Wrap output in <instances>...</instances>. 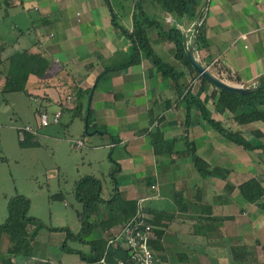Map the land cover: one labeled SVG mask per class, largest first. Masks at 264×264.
<instances>
[{
  "label": "crops",
  "instance_id": "obj_1",
  "mask_svg": "<svg viewBox=\"0 0 264 264\" xmlns=\"http://www.w3.org/2000/svg\"><path fill=\"white\" fill-rule=\"evenodd\" d=\"M138 2L145 17L161 26L148 27L145 37L162 64L146 57L130 36ZM26 7L36 15L28 28L33 43L16 25V39L5 42L0 26L3 59L28 49L50 62L44 76L29 77L23 94L32 105L40 99L42 110L61 107L63 115L79 117L86 132L93 130L92 141L112 151L110 159L121 169L113 179L120 197L164 214L154 225L155 235H162V257L168 262L173 254L182 264H264V209L240 191L250 179L264 181V151H245L194 110L187 128L185 95L207 100L214 119L247 139L254 138L251 130L264 133V124L240 126L231 112L216 110V87L178 59L164 34L175 25L172 15L152 0H0V23ZM205 18L210 46L196 52L205 67L226 72L232 85L264 74V0H210ZM196 23H177L189 45ZM167 67L180 74L178 83ZM67 95L75 97L73 106ZM193 153L207 175L197 171Z\"/></svg>",
  "mask_w": 264,
  "mask_h": 264
},
{
  "label": "rangeland",
  "instance_id": "obj_2",
  "mask_svg": "<svg viewBox=\"0 0 264 264\" xmlns=\"http://www.w3.org/2000/svg\"><path fill=\"white\" fill-rule=\"evenodd\" d=\"M28 8L13 10L16 15L6 19L4 24L0 23L5 29V42L12 43L16 39L17 34L12 31L16 25L27 34L25 41L33 43L35 34L28 28L32 26V19L36 15ZM0 69V225L10 217L11 207L22 210L24 205L22 206L21 199L26 198L30 203L28 216L36 218L47 227L38 232L32 248L26 252L33 259L27 262L14 258V262L37 264L40 260H51L57 264H79V254L62 249L66 234L50 229L68 228L75 234L79 233L82 223L78 214L83 211L84 203L78 197L89 195L91 209L99 216L92 215L97 228L87 240L94 239L99 243L119 235V226L105 232L100 225L101 221L108 219L110 213L117 209L118 203L110 205L96 202L98 199H95L100 193L103 201H109L116 194L113 192L116 166L110 159L112 151L99 147L97 140L92 141L91 138L95 135L93 130L86 132V123L79 120V117L71 118L69 114H64L59 124L40 128L38 113L44 108L43 103L32 101L37 107L36 113L25 93L3 94L1 88L7 65ZM18 98L21 100L19 103L16 100ZM74 103L75 101L70 104L66 102L68 106ZM27 126L38 129V134L34 135L38 145L21 141L19 129ZM79 139L86 141L81 150L75 148ZM87 177H93L99 182L88 181L79 186V182ZM67 248L82 253L90 252V245L79 241H68ZM171 256V261H166L168 264H182L177 256Z\"/></svg>",
  "mask_w": 264,
  "mask_h": 264
},
{
  "label": "trees",
  "instance_id": "obj_3",
  "mask_svg": "<svg viewBox=\"0 0 264 264\" xmlns=\"http://www.w3.org/2000/svg\"><path fill=\"white\" fill-rule=\"evenodd\" d=\"M159 3L169 14L172 15L175 25L165 32L171 41H173L178 49V59L185 63L196 75H198L204 84L210 85V83L204 79L199 73L193 69L189 60L186 57L184 45H183V34L178 29L179 25L177 23H182L184 18L191 21L197 22L199 15L202 11L204 0H152ZM137 10L140 12L135 17V28L134 32L130 35L132 40L138 47L143 51L146 57L152 58L155 63L162 64V61L154 53L153 49L150 47L148 40L146 39V30L150 26H157L161 29V26L157 21H153L148 17H145L142 3H137ZM204 15L200 28L198 31V43L196 45V52L205 50L210 46V43L205 34V18ZM114 25L121 29L126 34L128 33L123 27L119 26L117 23ZM195 32V31H194ZM5 52V46L0 44V67H6L5 80L2 85L3 94L12 93H25L27 94V82L31 75L42 77L50 69V62L40 53L32 54L29 50H22L12 53L6 59H3V53ZM168 73L174 82L178 83L180 74L175 71L172 67H167ZM4 71V70H3ZM0 72L2 70L0 69ZM227 80H231L232 77L227 74ZM213 97H218L216 102V110L218 112L229 111L234 116V121L240 126H248L255 122H261L264 124V83L256 91L248 95L231 94L224 90L216 88V91L212 94ZM185 100L188 104L185 126L190 127L191 118L193 115V110L200 113L202 119L211 125L218 133L224 136L230 142L243 148L249 153H253L257 150L264 151V133L261 130H251V134L254 137L252 140L245 138L242 132H234L230 128H226L222 122L213 118V113L208 109V101L201 100L198 96L192 93H187L185 95ZM24 143H30L38 145V142L34 140V135L27 133ZM192 160L195 164L197 171L203 176L207 171V166L205 163L195 154L191 155ZM116 170L114 173H118L121 169L120 166L115 163ZM205 170V171H204ZM216 175V172H213ZM115 175V174H114ZM113 175V179H114ZM94 181L98 183L99 181L93 177L84 178L79 182L81 183ZM116 184V181H114ZM80 189V187H79ZM240 191L247 202L252 204H257L259 207L264 209V181L258 179H250L240 186ZM115 196L109 201H103L100 197V193L95 196L98 199L96 202H105L110 205L118 203L116 210L112 211L108 219L101 221L100 225L102 230L105 232L119 226L121 230L125 225L137 214L144 215L147 221L153 226L157 224L158 219H162L164 214L161 212H156L148 208H138L136 203L126 202L117 192L115 188ZM80 195V194H79ZM86 195V193H85ZM89 195L82 197L80 195L78 200L84 203V209L78 214L80 221L82 223V229L79 233L75 234L68 228L62 229H50L51 231L64 232L66 234V241L62 249L66 252L72 254H79L81 256V263L79 264H101L102 260H105L108 264H117L119 261H126L129 257L128 251L124 247V240L120 239L116 241V237L111 239L101 240L97 243V240L88 241L87 239L93 234L97 226L95 221H92V215L99 214L91 209V204ZM87 199V200H86ZM22 208L18 211L16 208L10 210V217L8 220L0 225V262L3 264H18L14 262V258H19V260L24 259L27 262L31 261L33 257L27 255V250L32 248V244L37 237L38 232L42 228H47L41 221L36 218L28 216V210L30 207L29 201L21 199ZM139 218L142 219V216ZM31 228H34L31 230ZM162 235L156 236L154 240L151 241L150 246L154 254L158 257H162L161 251L163 250V245L161 243ZM112 240L115 242L111 243ZM68 241H79L85 245H90L89 253H82L77 250L68 249ZM6 247V248H4ZM26 264V263H24ZM37 264H57L51 260H40Z\"/></svg>",
  "mask_w": 264,
  "mask_h": 264
},
{
  "label": "built area",
  "instance_id": "obj_4",
  "mask_svg": "<svg viewBox=\"0 0 264 264\" xmlns=\"http://www.w3.org/2000/svg\"><path fill=\"white\" fill-rule=\"evenodd\" d=\"M211 71V66L206 67ZM212 72V71H211ZM221 80L228 82L226 72L220 71L216 73ZM66 102L70 104L75 100V97L66 96ZM35 103H43L40 99L33 98ZM40 110L38 113L40 128L49 127L51 124H59L63 116V108H59L51 113ZM37 135L38 129L27 126L19 129V136L21 141L25 140L26 134ZM84 147V141L79 140L75 143L76 149ZM142 216V219L139 218ZM156 238L155 227L150 224L144 215L137 214L133 217L121 230L119 235L116 236V241L123 239L124 247L128 251L129 257L126 261H119L117 264H168L161 257L154 254L150 243ZM112 240L111 243L115 242ZM101 264H108L102 260Z\"/></svg>",
  "mask_w": 264,
  "mask_h": 264
},
{
  "label": "water",
  "instance_id": "obj_5",
  "mask_svg": "<svg viewBox=\"0 0 264 264\" xmlns=\"http://www.w3.org/2000/svg\"><path fill=\"white\" fill-rule=\"evenodd\" d=\"M210 0H205L202 11L199 15L195 26V42L193 45H189L187 36H183V45L187 59L189 60L193 69H195L204 79H206L209 83L215 86L218 89L224 90L231 94H240V95H248L258 88L264 83V74L255 78L251 83H247L245 85H232L229 82L221 80L217 75L208 70L197 58L196 55V45L198 43V31L200 28L201 21L204 15L207 12L209 7Z\"/></svg>",
  "mask_w": 264,
  "mask_h": 264
}]
</instances>
